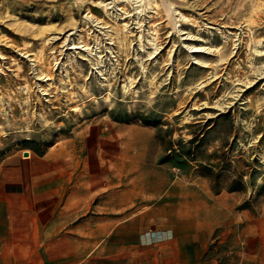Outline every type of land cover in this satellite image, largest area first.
Returning <instances> with one entry per match:
<instances>
[{
  "label": "rangeland",
  "instance_id": "374dc122",
  "mask_svg": "<svg viewBox=\"0 0 264 264\" xmlns=\"http://www.w3.org/2000/svg\"><path fill=\"white\" fill-rule=\"evenodd\" d=\"M96 1L0 0V164L114 162L133 135L143 199L208 195L214 264H264V0Z\"/></svg>",
  "mask_w": 264,
  "mask_h": 264
},
{
  "label": "crops",
  "instance_id": "0c3cea01",
  "mask_svg": "<svg viewBox=\"0 0 264 264\" xmlns=\"http://www.w3.org/2000/svg\"><path fill=\"white\" fill-rule=\"evenodd\" d=\"M134 137L109 163L56 168L47 152L1 163L0 264H214L208 195L182 200L173 181L143 199L149 148Z\"/></svg>",
  "mask_w": 264,
  "mask_h": 264
},
{
  "label": "bare ground",
  "instance_id": "6f19581e",
  "mask_svg": "<svg viewBox=\"0 0 264 264\" xmlns=\"http://www.w3.org/2000/svg\"><path fill=\"white\" fill-rule=\"evenodd\" d=\"M126 0H118V4H120V2H125ZM132 2H133V5H134V7L136 8V10H137V12H136V14H138V16H137V18L135 19V20H137L138 19V23H142V21H141V13H142V11H143V8L142 9H140V7H141V5H142V3L144 2V0H143V2H142V0H131ZM145 2H147V1H145ZM156 3V1L155 0H149V7H148V10H149V8H151L152 7V5L153 4H155ZM130 4H131V2H130ZM145 4V3H144ZM96 5L97 6H100L101 8H103L104 10H105V12L107 13V15H114L113 13H111L109 10H111L113 7H112V5H111V2L110 1H107V0H97L96 1ZM156 6V5H155ZM133 7V6H132ZM156 7H158V5L156 6ZM145 8H146V6H145ZM144 8V9H145ZM118 9H120V8H118ZM123 8L121 7V10H122ZM178 9V8H177ZM177 9H175L174 8V6L172 7L171 6V3H166V10H167V13L171 16V15H174L173 13H174V11L175 12H178L179 14H181L180 13V11H178ZM144 12V11H143ZM146 12V11H145ZM88 14V13H87ZM146 14V13H145ZM130 15H132V14H130L129 12H125V16L123 17V25H124V27L123 28H125V26H126V28H128V26H129V22L127 23L126 22V20H125V18H128ZM86 16V15H85ZM180 16H183V17H185L183 14H181ZM131 17V16H130ZM182 17V18H183ZM94 18V17H93ZM92 18V19H93ZM96 21L97 20H102L101 18H99V17H97L96 16ZM179 19H181V18H179ZM94 21V20H93ZM99 22V21H98ZM133 22V21H132ZM136 23V22H135ZM144 23V22H143ZM96 24V23H95ZM143 25V24H142ZM156 25V24H155ZM139 26V25H138ZM125 28V29H126ZM140 28V27H139ZM157 29V28H156ZM155 29V30H156ZM181 29H183V28H181ZM184 30V29H183ZM126 31H128V29H126ZM153 33V32H152ZM127 34V33H126ZM155 34V33H154ZM123 35V34H122ZM144 35H140L139 36V38L143 41V37ZM157 36V35H156ZM156 36L154 37V40L156 39ZM154 40H150V41H152V42H156V41H154ZM68 41H71V38H69L68 39ZM84 41L81 39V38H79V42H75V41H71L69 44H71L72 45V47H70V48H73V49H77V48H85V49H89V50H91V48H90V46H89V44L88 43H83ZM153 44H155V43H153ZM158 45V44H157ZM157 45L155 46V48H157ZM154 46V45H153ZM191 48H193L194 50H201L203 47L202 46H197V45H193V46H190ZM190 49V48H189ZM152 54V53H151ZM91 55V54H90ZM199 60V59H198ZM199 61H201V60H199Z\"/></svg>",
  "mask_w": 264,
  "mask_h": 264
},
{
  "label": "water",
  "instance_id": "95a60500",
  "mask_svg": "<svg viewBox=\"0 0 264 264\" xmlns=\"http://www.w3.org/2000/svg\"><path fill=\"white\" fill-rule=\"evenodd\" d=\"M25 154H28V151H25Z\"/></svg>",
  "mask_w": 264,
  "mask_h": 264
}]
</instances>
